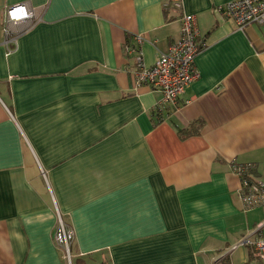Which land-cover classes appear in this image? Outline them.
Segmentation results:
<instances>
[{"label":"crops","instance_id":"crops-1","mask_svg":"<svg viewBox=\"0 0 264 264\" xmlns=\"http://www.w3.org/2000/svg\"><path fill=\"white\" fill-rule=\"evenodd\" d=\"M166 0H0V264H260L264 208L243 212L231 164L264 178V24L237 30L232 0H182L201 49L176 106L136 86L179 38ZM40 18L4 46L5 10ZM12 47V46H10Z\"/></svg>","mask_w":264,"mask_h":264},{"label":"built area","instance_id":"built-area-1","mask_svg":"<svg viewBox=\"0 0 264 264\" xmlns=\"http://www.w3.org/2000/svg\"><path fill=\"white\" fill-rule=\"evenodd\" d=\"M164 7L180 12L179 38L149 67L143 62L140 38H135V45L127 46L125 52L134 60L135 85L158 91L161 94L160 105L173 107L185 89L199 79L194 61L201 44L195 17L183 13L182 0H166ZM220 13L237 30H244L252 24H264V0H232L223 6ZM39 20V16L27 4L11 6L5 10L2 27L7 54L13 51L17 38L31 30ZM230 168L239 180L235 195L243 212L264 208V178L258 175V167L255 164L233 163ZM56 214L57 226L53 241L61 249L63 259L70 264L73 232L61 216ZM239 245L249 246L253 257L264 264V239L247 237Z\"/></svg>","mask_w":264,"mask_h":264},{"label":"rangeland","instance_id":"rangeland-1","mask_svg":"<svg viewBox=\"0 0 264 264\" xmlns=\"http://www.w3.org/2000/svg\"><path fill=\"white\" fill-rule=\"evenodd\" d=\"M261 239H264V238H261ZM70 254V264H74V261L72 260V255L71 253L69 252ZM64 261L66 262V264H68V262L64 259Z\"/></svg>","mask_w":264,"mask_h":264}]
</instances>
